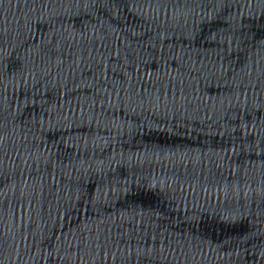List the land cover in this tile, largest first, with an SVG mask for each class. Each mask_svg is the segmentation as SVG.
<instances>
[{
  "label": "water",
  "instance_id": "obj_1",
  "mask_svg": "<svg viewBox=\"0 0 264 264\" xmlns=\"http://www.w3.org/2000/svg\"><path fill=\"white\" fill-rule=\"evenodd\" d=\"M0 127L188 264H264V0H0Z\"/></svg>",
  "mask_w": 264,
  "mask_h": 264
}]
</instances>
